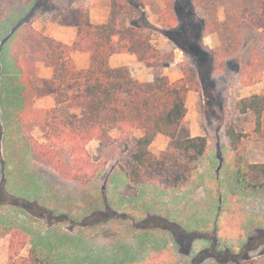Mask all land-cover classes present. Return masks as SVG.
<instances>
[{"label":"rangeland","instance_id":"1","mask_svg":"<svg viewBox=\"0 0 264 264\" xmlns=\"http://www.w3.org/2000/svg\"><path fill=\"white\" fill-rule=\"evenodd\" d=\"M127 1L123 25L148 29L156 47L174 53V61L166 66L172 78L183 76L188 63L198 65L201 77L212 70L210 85L201 83L200 91L193 90L194 97L188 99V113L178 133V138L207 134L210 143L198 170L179 188L132 183L122 159L126 142L121 133L111 135L108 145L101 142L97 149L91 148L92 158L105 165L88 184L36 162L26 129L38 140L44 129L20 118L24 91L11 54V32L24 21L33 24L41 17L79 25L82 13L92 21V11L106 22L111 1L36 0L17 6L0 19V264H13V237L22 246L21 254L38 255L37 261H30L36 264L48 259L52 264H192L210 245L185 236L194 233L207 235L205 239L214 234L221 249L235 246L238 251L248 242H259L251 254L264 253V194L242 189L234 178L237 156L264 162V116L258 127L252 112L241 113L242 98L264 92V73L255 84L241 87V60L216 55L220 35L202 31L196 0H173L178 14L175 27L158 20L165 0ZM220 5L224 19L226 4ZM65 33H70L69 26ZM197 42L209 51L207 64L191 47ZM31 65L25 63L28 75ZM134 72L146 78L152 69ZM35 93L28 91L30 97ZM229 126L241 134L238 153L227 137ZM160 147L151 148L159 154ZM200 264L218 263L207 259Z\"/></svg>","mask_w":264,"mask_h":264},{"label":"trees","instance_id":"2","mask_svg":"<svg viewBox=\"0 0 264 264\" xmlns=\"http://www.w3.org/2000/svg\"><path fill=\"white\" fill-rule=\"evenodd\" d=\"M36 0H0V19L7 11L20 6H30ZM111 9L106 22L94 23L87 13H82L78 32L73 44H67L37 30L32 23L24 21L11 32V54L21 72L23 99L25 102L20 118L28 124L37 123L44 129V141L27 135L32 147L33 159L54 169L59 175L91 182L103 169L105 163L95 161L87 145L97 139L108 145L110 130L118 128L125 140L122 159L127 176L132 183L155 184L165 188H179L198 170L199 162L208 148L206 136L178 138L182 121L188 113V94L210 85L212 70L201 77L198 65L187 64L183 76L172 81L164 68L174 61V53L156 47L148 29L134 24L123 25L127 13V0H110ZM224 1V19L220 4ZM197 15L201 29L209 34L219 33L221 43L215 49L223 59L239 58L241 87L253 85L264 73V0H196ZM159 22L175 27L178 14L173 0H165V8L159 13ZM201 33V30H200ZM204 63H208L201 43L191 46ZM74 51L90 54L88 67L80 69L72 59ZM117 53L134 54L139 62L152 69L147 80H140L129 65L113 67L110 58ZM44 61L53 68L57 81L55 101L57 105L69 100L67 83L82 79L84 86L79 95L82 115L71 118L57 106L52 109H36L31 106L30 76L25 63ZM209 69V68H208ZM202 80V81H201ZM235 81V80H234ZM233 83V80L231 81ZM252 112L257 125L264 116V92L242 98L241 113ZM141 130L140 136L134 131ZM158 134L171 138L170 146L159 154L151 150ZM232 150L238 153L239 134L233 126L227 128ZM236 183L245 190L264 194V162H248L237 156L234 166ZM196 240L210 241V245L198 252L192 264L213 259L218 264H264V253L254 256L251 242L236 247L219 248L216 236L194 233L185 235ZM11 250L13 264H36L38 255L21 254L22 246L13 237ZM45 264V263H44ZM46 264H52L48 259ZM53 264H58L54 261Z\"/></svg>","mask_w":264,"mask_h":264},{"label":"crops","instance_id":"3","mask_svg":"<svg viewBox=\"0 0 264 264\" xmlns=\"http://www.w3.org/2000/svg\"><path fill=\"white\" fill-rule=\"evenodd\" d=\"M92 16H93L92 17L93 22H96V23L105 22L106 18L100 20L97 16H95L94 11H92ZM33 26L37 30L44 33L45 35L56 38V39L63 41L67 44H73V42L76 39L77 32H78V25L72 26V25L67 24L64 21H62V22L58 21L57 22V21H52V20H49V19L43 18V17L34 21ZM67 26H69V32H70L69 34L65 33ZM72 59L74 60V62L76 63L78 68L84 69V68L88 67V65H89L90 54H89V52H86V51H74L72 53ZM110 64L113 67H118V66H122V65H129L134 70H136V72H137V70H140L141 68L151 69L148 66H146L143 62H139L137 60L136 56L134 54H131V53H117V54L112 55L110 58ZM169 70H170V68L166 67L165 73L170 77V79L172 81H176L177 79L182 77V76H178L177 78H172L170 73H169ZM29 76H30V85H31L30 89L32 91L36 92L35 94H32V97H31V106L32 107H34L36 109H52V108H56L58 106L61 111L66 112L69 115V117H71V118H77V117H80L82 115L83 112H82L81 102L79 100V95H80L81 90L84 86V80L76 79V80L69 81L67 83L68 92H69V100L57 105V103L55 101V94L57 92V81L53 77L52 66L48 65L44 61L38 60L35 62V69H33L32 71L29 70ZM136 76L142 81L148 79V77L143 78V77L139 76V74H137ZM48 85H49V87H48ZM76 85H77V87H75ZM192 96L194 97L193 90H191L189 92L188 99H190ZM24 105H25V102H24ZM22 110H20V112ZM33 124L40 126L37 123H33ZM110 133L112 136H115L117 134H120L121 132L118 128H112L110 130ZM141 133H142L141 130H135L134 131L135 136H140ZM193 136H206L207 137V134L205 132L196 133V134L193 133L189 137H193ZM207 139H208V137H207ZM39 141H41V142L44 141V133H43L42 140H39ZM170 141H171L170 137L163 135V134H158L156 136L155 140L153 141V143L151 144V147H152V145H160L161 144V147H160V152H161L162 150H165L168 148ZM208 143H210L209 139H208ZM100 145H101V141L94 139V140L89 142V144L87 145V148L90 152L91 148L97 149V147H99ZM151 150H152V148H151ZM256 162H261V161H256ZM39 164H41V163H39ZM41 165H43V164H41ZM43 166L50 168L46 165H43ZM52 170H54V169H52ZM155 184H158V183H155Z\"/></svg>","mask_w":264,"mask_h":264},{"label":"flooded vegetation","instance_id":"4","mask_svg":"<svg viewBox=\"0 0 264 264\" xmlns=\"http://www.w3.org/2000/svg\"><path fill=\"white\" fill-rule=\"evenodd\" d=\"M13 205H17V203L15 202ZM190 239V238H189ZM254 238H252L253 240ZM191 240V239H190ZM251 242H254L253 246L249 247V251H252L254 250L255 248H257L259 246V242H255V241H251Z\"/></svg>","mask_w":264,"mask_h":264}]
</instances>
